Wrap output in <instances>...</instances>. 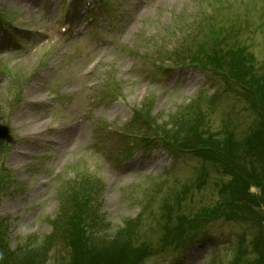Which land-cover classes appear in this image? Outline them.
Returning a JSON list of instances; mask_svg holds the SVG:
<instances>
[{"label":"rangeland","instance_id":"rangeland-1","mask_svg":"<svg viewBox=\"0 0 264 264\" xmlns=\"http://www.w3.org/2000/svg\"><path fill=\"white\" fill-rule=\"evenodd\" d=\"M97 1L0 0L6 18L0 23V141L12 135L9 152L3 157L0 152L9 171L0 186V218L10 248L31 250L54 232L63 196L80 175L95 189L85 221L91 232L114 236L139 217L138 238L158 244L160 202L168 191L190 184L200 168L209 169L202 190H189L185 204L171 213L172 225L181 215L192 219L191 213L217 200L216 170L225 171L194 154L136 150L121 135L133 110L150 102L152 116L170 124L171 116L218 88L214 107L201 100L208 129L230 126L238 142L264 113L256 116L236 86H226L220 76L172 58L199 28L208 33L235 26L263 72L264 0ZM208 20L210 28L203 25ZM66 23L71 29L63 32ZM19 88L22 104L9 114V100ZM205 230L197 246L166 251L145 264H229L239 236L247 232L249 241L252 234L250 224L225 221L199 232ZM68 254L56 242L45 264H66Z\"/></svg>","mask_w":264,"mask_h":264},{"label":"trees","instance_id":"trees-1","mask_svg":"<svg viewBox=\"0 0 264 264\" xmlns=\"http://www.w3.org/2000/svg\"><path fill=\"white\" fill-rule=\"evenodd\" d=\"M210 23H206L208 28ZM195 33L196 36L187 41L190 44L175 50L173 57L178 61H187L213 76H220L229 86H236L237 92L248 102L256 116L259 110L264 112V71H260L255 56L240 41L241 33L237 27H212L208 33H203L199 28ZM202 35L205 36L201 38ZM202 98L207 99L205 107L211 109L217 103V91L211 97L200 95L179 114L171 116L170 124L164 125L160 124L159 118L152 116L149 102L143 110L135 112L132 122L135 124L132 128V124L129 126L130 134L147 139L141 140L143 146L160 144L172 153L197 155L205 163L216 162L225 171L219 172L229 177L226 182L217 185L218 201L215 205L200 207L190 214L192 219L181 215L175 218L178 220L173 225L172 210L185 204L188 191H168L165 200L160 202L162 217L157 221L159 227L167 232L162 238V245L174 243L178 247L192 240L199 230L212 222L245 223L252 227L251 238L248 241L247 232L238 238L229 264H264V113L238 142L230 127H223L225 130L219 134L208 129ZM14 103L17 105L19 100L15 99ZM153 135L158 138L153 139ZM6 172L1 160V186L4 185ZM78 180L76 186L63 196L60 215L52 223L54 232L40 246L31 250L23 246L11 249L5 242L0 222V264H45L56 242L63 243L70 250L66 264H142L146 258L160 252L157 247L149 250L147 240L138 238L139 218L121 226L113 238L97 237L95 232H91L92 228L85 221L95 189L86 184L87 179L82 175L78 176ZM252 188L256 189L255 193H251ZM56 264L65 262L57 261Z\"/></svg>","mask_w":264,"mask_h":264}]
</instances>
